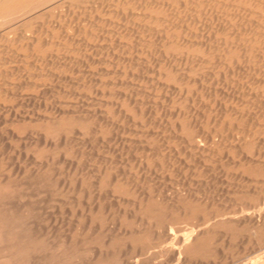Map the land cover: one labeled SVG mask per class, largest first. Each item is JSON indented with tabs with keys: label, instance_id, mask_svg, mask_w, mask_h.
Returning <instances> with one entry per match:
<instances>
[{
	"label": "rangeland",
	"instance_id": "rangeland-1",
	"mask_svg": "<svg viewBox=\"0 0 264 264\" xmlns=\"http://www.w3.org/2000/svg\"><path fill=\"white\" fill-rule=\"evenodd\" d=\"M55 1H51L50 4H54L49 5L44 11L34 13L32 16L36 18L26 27L19 28L14 32L19 34L20 30L30 31V29V32H35L41 21H48L46 22L48 25H53L56 20L60 19L63 28L55 30L56 32L54 31L53 34H60L61 40L59 39L46 49L47 57L36 61L29 59L26 64L27 73L14 71L15 65L12 66L13 64L9 65L5 62L0 65V167L4 168L3 172L10 170L12 175L8 176L10 174L8 172V174H4L1 168L0 173L8 176V178L3 177L4 181L8 180L12 186L16 185L13 186L16 193L25 195L26 199L22 204L31 206L30 220L34 234L38 238H45L50 253L55 254L57 247L59 250L61 246L64 247L62 250L65 251H60H68L70 254L67 252L66 255H73L74 264L92 263L96 258L99 262V257L101 263H105L110 257L113 258L112 264H118V261L121 262L120 264H149L151 260H153L152 264H159L160 261L157 260L160 255L158 253L162 251L163 255L161 256L164 259L160 264H164V261L165 264H229L231 261L239 260L240 256L242 257L243 253L252 246V243H249L251 242L249 240L254 237L252 236L254 234H251L253 233L252 223L246 218H244L246 219L245 223L241 220L243 218L238 221L239 217H236L238 214L234 216L230 213L240 209V205L242 208H247H244L246 210L243 215L246 211L248 214L255 210L252 205L247 204L250 200L244 192L246 189L252 191L255 185L264 190V187L262 188L264 186V157L260 155L258 158L256 165L259 167L257 170L255 169L257 166L250 169L252 173H258L259 177L256 179L260 180L257 182L255 179L256 184H251L240 176L244 173L243 168L247 170L246 165L243 166L245 163L242 162H248V159L243 160L241 157L242 159L239 160L236 156V160L233 159L231 161L233 163H231L224 157L220 156V159L219 155L218 158L217 155L214 157L210 153L211 155L207 156V153H204V159L201 160L198 159L194 149L191 148L190 152L189 148V150L184 148V151L180 141L174 138L172 132L173 126L171 125L174 122V117L172 114L170 116V108L174 104L168 102V97H171L169 96V87L172 84L167 82L161 85V81V90L158 89L155 87V75L157 65L162 62L195 60V56L203 48L212 43L215 45L222 42L224 30L247 27L246 22L251 23L255 19V16L252 17L251 14L264 13V1L127 0L122 5L120 2L118 4L116 0H105L106 2L93 0L95 2L93 8L90 9L82 5L73 11H68L67 8L77 2L80 4V0ZM260 2L263 3V7ZM141 3L146 7L138 8ZM79 11L80 13H77ZM244 16L248 19L252 18L248 20ZM241 21H244L245 24ZM7 33L5 30L3 33L1 32V35ZM130 79L134 84L128 81ZM237 80L232 78V82H230L227 79L228 84H233L235 81L234 85L240 82ZM119 82L125 88H119ZM128 82L131 83V87ZM128 86L129 88H127ZM225 86V83H221L216 86L217 90L214 87V91L217 92L216 98L211 97L209 101L212 102V99L215 98L217 104L221 96H224L223 92L227 91L223 90ZM129 90L140 92L138 100H142L144 107L151 105V115L148 118L144 117L145 120L142 118L143 123L139 122L140 120L137 122L138 118L135 120V118L128 117L129 111L132 110V104L123 101L121 96L123 92L129 94ZM152 90L156 93L155 97H151L153 93L150 96L147 95ZM142 92L146 93L142 94ZM218 92L222 95H219ZM112 93L114 96L116 94L117 98L111 97ZM206 100L207 98L204 101ZM60 110L64 111L63 114L60 113ZM66 112H69L68 117ZM78 116L81 120L77 119ZM56 117L61 119L63 124L69 122V125L73 124L74 127H70L69 132L66 131L67 134L62 132L61 136L59 135L61 138L57 133H51V130V134L47 135L44 130L46 128L45 121H55ZM64 118L65 120H63ZM78 121H81L82 123H80L83 125L85 123L86 128L90 125V131L86 130L88 132H86V136L84 130V133L82 130H78L79 127L86 129L85 126L82 125V127L78 123L79 126L76 129ZM80 131L82 132L79 134ZM65 136L66 139L67 137L69 139L66 140ZM206 137V140H209V135ZM147 139L150 142H146ZM148 143L152 145L149 146ZM203 143L206 146L208 144L207 141L201 144ZM182 144L184 145V143ZM148 146L152 148L149 150ZM157 146L163 149H161L163 152H160V156L163 154L161 157L153 153L158 148ZM220 147L218 144L212 146L214 150ZM261 152H264V148L261 149ZM192 153L195 155H191ZM233 154L235 156L236 152ZM261 154L264 155V153ZM216 157L217 159H215ZM28 172H30L31 178H29ZM114 175L122 181L125 180L118 184L130 188L128 194L125 192V188L120 186L121 196L118 197L119 193L117 196L113 195L108 179H113ZM10 177L11 180H9ZM56 185L58 186L56 187ZM107 185L109 186L107 187ZM240 187L242 188L240 189ZM147 195L151 196L149 197V200L152 199L151 202L156 201L154 203L159 205L160 209L168 211L175 206V203L187 205V208L189 205L190 209L196 208L201 212L229 213L228 217L231 215L232 219H236L235 222L241 225L238 227L235 223L238 228L235 226L234 232L237 233H232L234 240L230 245H219L216 242L217 248L215 247L213 252L211 251L202 258L198 257L195 262H188L187 260L183 261L182 256H176L177 244L174 236L177 234L178 227L192 226V219L189 216H180L177 219L179 222L176 220L172 226V234L170 232V235H166L163 231L165 229L162 228L166 223H163V218H158L157 223L161 225L159 234L162 236L164 232V237L159 236L156 240H149L150 242L147 240L148 244H153V249L150 246L147 251L152 256L144 254L138 257L139 249L134 246L147 237V234L143 233L145 230L143 228L151 224H147L149 222H145L144 219L142 222L139 220V214H136V204H138L136 202L141 200V203L144 204V200L148 199ZM133 208L134 210H132ZM95 215L99 217L96 218ZM193 225H196L195 220H193ZM133 230L134 233L131 232ZM137 238L140 240H135ZM164 239L163 245L156 246L155 243L158 244ZM62 240L64 243L61 242ZM129 240L133 242L134 246L128 245L132 243ZM124 241L126 242L124 243ZM77 251L82 252L81 256ZM115 253L118 254L114 256ZM104 254L107 255L104 256ZM93 257L95 258L93 259ZM114 258L116 259L114 260ZM155 261L157 262L155 263Z\"/></svg>",
	"mask_w": 264,
	"mask_h": 264
},
{
	"label": "bare ground",
	"instance_id": "bare-ground-1",
	"mask_svg": "<svg viewBox=\"0 0 264 264\" xmlns=\"http://www.w3.org/2000/svg\"><path fill=\"white\" fill-rule=\"evenodd\" d=\"M51 1H53V0H0V42L2 41L0 43V65H3L5 62L8 63L9 65L13 64L12 66L15 65V67L13 68V69H15L14 71L20 72V73H27L28 70L26 68V64L28 63L29 59H34L36 61L37 59H43V57H47V54H46L47 50L46 49L50 48L51 45L56 43V41H58L59 39L61 40V37L59 36L60 34L59 35L53 34L55 30L57 31V29L63 28L60 24V21H59L60 19L56 20L53 25H51V24L48 25V23H46L48 21H46V22L41 21V23H38V28L36 27L37 30L35 29L36 30L35 32L34 31L30 32L31 31V29H30V31L20 30L19 34L14 33L16 30L18 31L19 28L26 27L32 20H34L36 18V17L33 18V16H32L34 13H36V12L40 13V12L44 11V9H46L49 5L54 4V3L50 4ZM107 1H109V0H107ZM116 1H118V4L120 2L122 5H124L127 2V0H116ZM55 2H57V0ZM80 2H81L80 4H79V2H77L75 5L68 7L67 10L73 11L74 9H76L82 5L91 9L94 7V3H95L93 0H80ZM257 5H259V4H257ZM260 5L263 7V3H261ZM254 6H255V4H254ZM145 7H146V5H144L142 3L139 4V6H138V8H140V9L145 8ZM77 13H80V11ZM257 13L258 12L251 14L252 17L255 16V19L253 21H251V23L247 21L246 22L247 27H244V28L243 27H241V28L237 27L236 29L230 28V29L224 30V34H223L224 36L222 38V42L220 41L221 43L219 42V43H216L215 45H212V44H214V43H212L211 44L212 46L211 45L206 46V48H203L202 51L199 52L198 55L195 56L196 57L195 60H191L189 62H174V63H171L172 61H170V62L166 61L164 63L160 62L161 64L157 65L156 75L154 74L156 76L155 87H158V89L161 90V86H160L161 81H162L161 85H163L164 83H167V82L172 84V85H170L171 87H169V96H171V97H168L169 98L168 102L170 104H174V106L172 108H170L171 112L169 110L168 111L170 112V116L172 114L174 117V122L171 125V126H173L172 127L173 136L177 141L178 140L180 141L181 145L183 146V150H184V148H186V149L189 148L190 152H191V148L194 149L195 153L198 156V159H201V160L204 159L203 158L204 153H207V156H208V154L211 153L214 157H215V155H217V157L219 155V157L220 156L224 157V159H228V161L230 160V162L233 161V159L236 160L237 157L239 158V160L242 159L241 157H243V160L248 159L247 160L248 162H242V163H245V164H243V166L246 165L247 170H245L246 168H243L244 173H242L240 171L245 176H243V175H240V176H242V178L245 179V181H247L251 184H253V183L256 184V181H257L256 178L259 177L257 175L258 173L254 172V170L255 169L257 170L259 167L256 165V163H258L257 160L260 157V155H262V157H264V155L261 154V153H264V152H261V149L264 148V13L263 14H257ZM192 15H193V13H192ZM243 15H241L242 18H243ZM252 17H249V19ZM245 18L248 19V17H245ZM51 21H52V19H51ZM244 21H241V22H243V24H245ZM229 24H230V22H229ZM240 24H242V23H240ZM5 30L8 33L1 35V32L3 33V31H5ZM78 36H79V34H78ZM48 56H49V54H48ZM30 61H32V60H30ZM134 74H136V73H134ZM232 78H236L240 82L236 83L235 85H234L235 81L233 84L232 83L228 84V81L232 82L231 81ZM227 79H228V81H227ZM128 81L133 82V81H131V79ZM130 82H128L129 85L131 84ZM221 83L222 84L225 83L226 86H225V89H223V90H227V91H226V93L223 92L224 96H221V98L219 96L220 99L218 100V102L216 104L217 99H215V98H216L217 92L214 91V87H215V90H217L216 86L221 84ZM133 84H134V82H133ZM157 84H159V85H157ZM118 87L119 88H125L124 85L122 86L120 84V82H119ZM130 87H131V85H130ZM127 88H129V86ZM152 89H154V88H152ZM129 91H130L129 94H126V92H123V95L121 96L123 101L129 102L130 104H132V110L129 111L128 117L130 119L135 118V120L138 118L136 121L138 122L140 120L139 122L143 123L145 120L144 117L148 118V116L151 115V113H150V110H151L150 106L151 105H149V107H147V106L144 107L142 100H138V96H139L140 92H137L136 90L134 92L132 90H129ZM145 93L146 92H142V94H145ZM121 94H122V90H121ZM151 94H152L151 97L156 96V93H154L153 90L150 94L148 93L147 95L150 96ZM166 94H168V93L166 92ZM219 95H222V94L219 93ZM111 97H116V94H115V96L113 94ZM211 97H215L214 99H212L213 101L211 100L212 102L209 101V99ZM205 98H207L206 101H204ZM118 99H120V98H118ZM162 107H164V105H162ZM166 108L169 109V107H166ZM166 108H164V109H166ZM63 112L60 110V113L63 114ZM74 112H76V111H74ZM74 112H72V113H74ZM80 112H82V111H80ZM68 113L66 115L67 117L69 116ZM57 114H58V116H60L59 112H57ZM106 115H107V112H106ZM162 115H164V113ZM173 117H172V119H173ZM47 118H49V117H47ZM65 118L63 120H65ZM78 118L80 119V116H78L77 119ZM142 118H144L143 121H141ZM49 119L51 120V118H49ZM66 120L69 121L70 119L69 120L66 119ZM42 121H43V119H42ZM123 121H124V119H123ZM47 122H48V120H47ZM47 122L45 121L46 128H44L47 135L50 133V130H51V133H55V134L57 133L58 137H60L62 132L66 133V131L69 132L68 130L71 129L70 127L74 128L73 124L69 125V122L66 124H63L61 119H59V118H57V120L55 119V121H50L48 123ZM80 122L79 121L77 123L75 122L77 124L76 129L79 125L80 126L83 125V124H81L82 122L81 123ZM78 123H80V124L78 125ZM76 124H74V125H76ZM85 125L86 124L84 123L83 126H85ZM140 125H142V124L140 123ZM86 127L87 126H85V128ZM89 127H90V125L86 129H84V127H83V129L79 127L78 130H82V131L84 130L85 136H86V132H87L86 130L88 129V131H90ZM110 127H112V126H110ZM142 127H143V125H142ZM94 128H95V125H94ZM139 129H140V127H139ZM82 131H80L78 133L80 134ZM84 131H83V133H84ZM99 131H101V130H99ZM91 133H93V132H91ZM44 135H46V134H44ZM73 135L75 136V133H73ZM206 135H209V137H208L209 140L208 139L206 140V138H207ZM82 136L85 137L83 134H82ZM58 137H56V138L58 139ZM71 137H73V136H71ZM114 137L116 138V136H114ZM60 138H59V140H60ZM65 139H66V136H65ZM68 139L69 138L67 137L66 140H68ZM205 141H207L209 145L207 143H206L207 146L205 145V143L201 144L202 142H205ZM146 142H150V141H148V139H147ZM146 142H145V144L147 146ZM182 143H184L185 146ZM214 144H218L221 147L219 149L217 148L214 150L212 148V146ZM148 145L151 146L152 144L148 143ZM149 146L147 148L150 150V148H152V147H149ZM159 147L155 149V152H153L154 155L156 153V156L157 155L160 156V152L163 150L161 147L160 148ZM190 152H189V154H190ZM234 152H236L237 155L235 154V156H234V154H233ZM193 153L191 155H195ZM162 155L163 154H161V156ZM217 157L215 159H217ZM221 157H220V159H221ZM185 158L187 159V157H185ZM209 158H211L210 160H212L211 156ZM33 160H35V158H33ZM43 160L45 161L44 158H43ZM239 160H238V162H239ZM199 163H200V161H199ZM207 163H208V160H207ZM231 163H233V162H231ZM240 163H241V161H240ZM1 165L3 166V164H1ZM258 165H260V164H258ZM254 166H257V168H255L253 170L254 173H252V171H250V169H251V167H254ZM261 169H263L262 166H261ZM3 170H4V168L2 169V172H3ZM7 172L10 173V170L9 171L7 170L3 173L6 174ZM29 173L30 172H28V174ZM2 174L0 173V264H74V262H73L74 257H72L73 255L72 256L66 255L68 251L67 252H61L60 251V250L64 249V247L62 248V246H61L60 250L58 249L59 247H57V249H55V251H56L55 254L50 253L49 249L47 247V244L45 243V238L44 237L38 238L34 234V232L32 231L31 220H30L31 219L30 215L32 214L30 212L31 206H29L28 204H25V205L22 204V202L26 198H25V195H20V194L16 193V190L13 188V186H16V185L12 186L8 182V180L4 181L3 177L6 176L8 178V176L12 175V173L8 174V176L2 175ZM151 174H153V173H151ZM29 175H30L29 178H31V174H29ZM11 177L9 180H11ZM17 177H18V175H17ZM117 177L118 176L114 175L113 179L112 178L108 179L109 182L106 179V181L110 185L109 188H111V192L115 196H117L118 193L120 194V192H121V188H120L121 185L119 186L118 182L120 183V181H122V180L118 179ZM131 177H133V176H131ZM250 177H251V179H250ZM262 177H263V175H262ZM255 179H256V181H255ZM260 179L263 180L264 178L263 179L260 178ZM12 180H14V179H12ZM126 180H127V178H126ZM123 181H125V180H123ZM258 181H260V180H258ZM251 184H248V185H251ZM109 185H107V187ZM30 186H33V185H30ZM57 186L58 185H56V187ZM263 187L264 186H262V188ZM122 188H125V187H122ZM241 188L242 187H240V189ZM129 189H128V187L125 188V192L126 193L129 192ZM134 189L132 190V193H133ZM99 190H101V189H99ZM249 192H252V193L248 194ZM244 193H245V195L249 196L250 201H248L247 204L252 205L253 209H255V210L249 212L248 214H250V215L247 214V211L245 213L247 215H245V214L243 215V212L247 208L244 207V208H246L244 210V208H242L240 205V209L236 210L237 212L234 211V212H231L230 214L234 215V216L238 214L236 216V217H239L238 221L240 220V218H243V219H241V220H243V222H244V220L246 221V219L250 220V222L252 223L251 229L253 231V233H251V234H254V235H252L254 237H252L253 239L249 240L251 242L248 241L250 244L252 243L251 244L252 246H250V249L248 251L244 252L242 257L239 255L240 256L239 260L231 261V262H229V264H264V236H263L264 235V190L259 189L255 185L253 187L252 191H251V189L250 190L246 189V191ZM55 195H56V193H55ZM120 196H121V194L118 195V197H120ZM149 197H151V196H148V199L144 200L145 201V203L143 202L144 204L141 203V200L137 201L136 202V203H138V204H136L137 208L135 207L136 211H137L136 214H139L138 215L139 220L142 222L144 219L145 222H149L147 224H151V225H147V227H145V228L142 227L143 229H145L143 231V233H146L147 237L145 236L146 238H144L143 241H139V243L136 244L135 246L133 245V242L131 240H129V241H131L132 243L128 244L130 247L134 246L137 249H139V251L137 253L138 257L142 256L144 254L152 256L151 254L147 253L148 249H150V246L153 249V247H152L153 244L152 243L148 244V241L149 240H156L160 236L159 229L161 231V228L159 226H161V225L159 223H157L158 218H163V220H162L163 223H166V225L164 227H162L163 229L166 230V231L163 230L166 235L169 234L170 232L172 234V232H173L172 226H173V224H175V221L177 219H179L180 216H182V217L183 216H189V218L192 219V226H188V225L187 226H184V225L180 226V227H178L176 236H174L175 234L173 235L175 237L174 240L176 241V244H177V247H176L177 251H175L176 249L174 251L176 252L177 257L178 256L183 257V261L187 260L188 262L189 261L195 262V260L198 257L202 258V256L208 255L211 251L213 252V250H215V247H216L215 246L216 242H218L219 245L220 244L221 245L222 244L230 245V243H232V241L234 240V236L232 233H234V234L237 233V232H234V229H235V226L237 223L235 222L236 219L233 220L232 219L233 217H231V215H230V217H228L229 213L228 214H224V213L219 214L220 212H215V211H213V212H201V211L197 210L196 208L190 209L189 205L187 208V205H183V204L178 205L176 203H175V206L173 205L174 207L173 208L171 207V209L168 211L164 210L162 208H161L162 209L161 210L160 206L157 205L156 203H154L156 201L154 200V202H151L152 199L149 200L150 199ZM157 200H158V198H157ZM100 205L102 206V204H100ZM169 205L172 206V204H169ZM243 205H244V203H243ZM95 206H97V205L95 204ZM132 207H134V206H132ZM99 210H101V209H99ZM132 210H134V208ZM248 211H249V209H248ZM88 212L91 213L90 211H88ZM97 212H98V210H97ZM88 216H90V214H88ZM95 217L98 218L99 216L97 217L95 215ZM244 218H246V219H244ZM193 220H195L196 225H193ZM158 222H161V221H158ZM144 225L146 226V224H144ZM190 225H191V223H190ZM240 225L241 224L239 223L238 227ZM249 225H251V224H249ZM135 231H136V229H135ZM131 232L134 233V230ZM164 232H163L162 236L164 235ZM258 233H259V235H257ZM125 234H126V232H125ZM162 236H160V237H162ZM249 237H248V239H249ZM139 238H137L135 240L138 241ZM162 238H160V239H162ZM165 239L167 240V238H165ZM165 239L162 240L161 242H159L158 244L155 243L156 246L157 245L160 246L161 244L163 245L165 243ZM235 239H237V238H235ZM246 240H247V237H246ZM61 242H63V240ZM125 242L126 241H124V243ZM65 244H67V243H65ZM169 244H170V242H169ZM147 247H149V248H147ZM162 248L164 249L163 246H162ZM106 250H107V248H106ZM62 251H65V250H62ZM154 251H155V249H154ZM97 252H99V250H97ZM156 252H159V251H156ZM162 252L158 253V255H160V257L158 256L159 260H157L158 262L160 261L159 264L163 263L164 258L162 259V256H161V255H163ZM75 253H76V250H75ZM81 253L82 252H78V254L80 256H81ZM68 254H70V253L68 252ZM116 254H118V253H115L114 256ZM225 254H226V252H225ZM105 255H107V254H104V256ZM75 257H76V255H75ZM94 258L95 257H93V259ZM98 259H99V262L96 258V260H94V262H92V263L90 262L87 264H112V261H113V258H110V257L107 260L105 259L106 260V262L104 261L105 263L100 262V257ZM115 259L116 258H114V260ZM149 259H151V258H149ZM152 261L153 260H151V262ZM157 261H155V263ZM151 262L149 261V264ZM120 263L118 261V264H120ZM80 264H82V263L80 262ZM164 264H165V261H164Z\"/></svg>",
	"mask_w": 264,
	"mask_h": 264
}]
</instances>
